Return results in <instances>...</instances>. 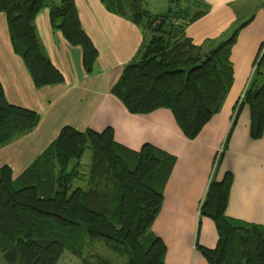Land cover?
<instances>
[{"label": "trees", "instance_id": "obj_1", "mask_svg": "<svg viewBox=\"0 0 264 264\" xmlns=\"http://www.w3.org/2000/svg\"><path fill=\"white\" fill-rule=\"evenodd\" d=\"M101 2L107 11L141 27L150 39L124 67L112 92L132 114L170 110L184 137L196 139L231 90L235 35L205 51L183 35L185 26L202 13L180 7L175 14L171 9L154 15L145 0ZM44 8L69 44L83 49L84 68L92 73L99 52L83 29L76 0H0L12 48L34 85L64 81L38 36L35 19ZM255 74L243 101L251 112L250 135L257 140L264 136V80L258 84ZM40 121L36 110L11 104L0 81V149L29 134ZM88 149L91 162L84 172L80 163ZM175 160L151 143L139 151L126 148L110 128L81 131L66 125L17 178L9 165L0 167V264H57L65 250L84 260V248L95 241L126 256L127 264H166L167 246L151 227L161 212ZM77 178L86 181V188L71 189ZM232 180L231 173L221 182L211 179L200 218L215 222L219 238L214 248L202 245L200 252L208 264H264V225L226 214ZM94 257L96 263L84 261L113 264L100 254Z\"/></svg>", "mask_w": 264, "mask_h": 264}, {"label": "crops", "instance_id": "obj_2", "mask_svg": "<svg viewBox=\"0 0 264 264\" xmlns=\"http://www.w3.org/2000/svg\"><path fill=\"white\" fill-rule=\"evenodd\" d=\"M186 1L191 3V10L196 9L193 12L202 13L183 29L192 43L206 51L235 35L230 52L234 77L231 90L196 139L184 137L175 115L166 108L146 115L129 112L112 89L124 67L139 55L146 33L125 17L107 11L101 0H76L83 29L99 52L93 72L84 68L83 49L69 44L51 25L50 11L44 8L35 19L38 36L64 81L41 88L34 85L22 58L14 52L7 15L0 14V81L5 97L11 104L36 110L41 120L29 134L1 148L0 155L20 149L23 139H33L35 145L29 151H38L39 157L66 125L81 131L110 128L115 140L133 151L151 143L176 157L153 228L167 246L166 264H208L196 244L214 248L219 238L215 222L200 218L211 179L221 182L231 173L227 216L264 225V136L254 140L250 135L251 112L243 101L255 72L264 74V1ZM153 9L150 12L154 15L168 13ZM17 152L21 153L18 165L23 153ZM218 152L222 161L215 171ZM22 166H17L19 175L27 169ZM198 220L201 225L204 221L200 232Z\"/></svg>", "mask_w": 264, "mask_h": 264}, {"label": "rangeland", "instance_id": "obj_3", "mask_svg": "<svg viewBox=\"0 0 264 264\" xmlns=\"http://www.w3.org/2000/svg\"><path fill=\"white\" fill-rule=\"evenodd\" d=\"M183 1L182 0H172V1L171 0H146L145 7H146V9H148L151 12H152V10H154L153 8H155V9L158 8L159 9L158 11H167L168 5H170L169 6L170 9L168 10V12L171 9H173L174 14L176 12L178 13V11L181 9L180 7L189 8L191 10V7H190L191 3L188 4V2L186 0H183ZM195 1L197 2L198 0H195ZM171 2H172V4H171ZM191 11H196V9L195 10L192 9ZM149 41H150L149 36H146V41L144 42V44H147ZM255 79H256V82L258 84H260L264 80V74H262V75H260L258 73L255 74ZM237 111H239V110H237ZM23 140H25L24 143L23 142L19 143L20 149L17 150V151H21L23 153L21 155L23 157V159L18 163V165H17L16 161L20 158V154H21L20 152H17V151L13 152L12 151V153L8 152V155H7V153L1 152L2 155H0V167H2L4 165H7V166L9 165L11 167V169H13V178H17L18 176L21 175V174L19 175L18 171H17V168H19L17 166H20V163L23 164V166H22V169H23V167H27L29 164H31L32 161H34V158H36L38 155V153H37L38 151H31V152L29 151V149L32 147L31 145H35L34 144L35 140H33V139L32 140L31 139H23ZM16 141H18V140H16ZM32 149H34V148H32ZM85 154L86 155L84 156V159L80 163V166L84 172L87 171V168L89 167L88 165L91 162V156H92L89 149L85 152ZM221 155H222V153L218 152V154H216V156H215V159H214L215 171H216V167H217V164L219 162V159L221 158ZM2 157H4V158H2ZM9 160H12V163ZM83 175L84 174H82V176ZM84 181L82 179L79 180V178L72 180V182H74V183H73V186L71 189H75L76 187L81 186V185L84 188H86V181L85 182ZM64 190H65V188L63 189V191ZM156 218H155V220H156ZM201 218L203 220V218H206V217L202 216ZM155 220L153 221V225L151 227V231L153 232V234H155V232L153 231V228L155 225V223H154ZM203 225H204V221L202 222V225H201V220H198V227H197V231L199 230L198 232L202 231ZM201 226H202V228H201ZM200 241H201V239H200ZM199 244H200V247L198 250L200 251V248L203 244H201V243H199ZM84 249L85 250H84L83 258H84V260L86 259V261H88L89 263H96V259L94 257L95 254H100L101 256H103L106 259L108 258L109 260H111L113 262V264H127V261H128V259H126V256L115 254L112 251V249H110L108 246H106L105 242H103V241H95L92 243H88ZM0 257H2L1 253H0ZM84 260L79 258L73 252L71 253L69 250H65L61 254L59 260L57 261V264H87V262Z\"/></svg>", "mask_w": 264, "mask_h": 264}, {"label": "built area", "instance_id": "obj_4", "mask_svg": "<svg viewBox=\"0 0 264 264\" xmlns=\"http://www.w3.org/2000/svg\"><path fill=\"white\" fill-rule=\"evenodd\" d=\"M261 1H264V0H261Z\"/></svg>", "mask_w": 264, "mask_h": 264}, {"label": "water", "instance_id": "obj_5", "mask_svg": "<svg viewBox=\"0 0 264 264\" xmlns=\"http://www.w3.org/2000/svg\"><path fill=\"white\" fill-rule=\"evenodd\" d=\"M65 191V190H64ZM66 192V191H65Z\"/></svg>", "mask_w": 264, "mask_h": 264}]
</instances>
